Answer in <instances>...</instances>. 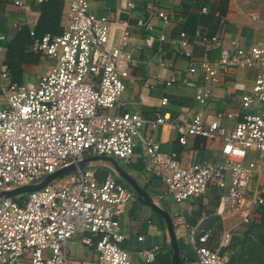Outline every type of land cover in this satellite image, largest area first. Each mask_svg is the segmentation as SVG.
I'll return each mask as SVG.
<instances>
[{
    "label": "built area",
    "instance_id": "2783aa9c",
    "mask_svg": "<svg viewBox=\"0 0 264 264\" xmlns=\"http://www.w3.org/2000/svg\"><path fill=\"white\" fill-rule=\"evenodd\" d=\"M123 1L126 8L134 5L133 0ZM14 4L25 6L22 0ZM152 10L168 22L158 0ZM247 15L253 21L260 19L256 11ZM67 17L59 34L37 37L30 30L33 50L50 59L35 83L11 81L8 65L0 60V191L37 183L87 156H110L127 163L140 147L145 174L158 176L176 203L217 189L215 213L225 218L236 212L253 180L264 174V41L245 48L236 39L225 45L217 34H196L207 51L217 49L218 56L211 60L204 54L199 66L191 64L188 72L200 69L204 81L216 83L230 68L256 69L250 91L240 96V116L218 111L207 116L197 113L182 122H173L167 114L148 119L121 110L132 62L125 48L130 36L127 21L94 14L89 0H71ZM137 24L147 25L143 19ZM179 47L184 57H191L183 33ZM174 81L172 76L166 84ZM211 94V86L201 84L195 86L193 98L205 105ZM166 103L161 99L162 105ZM223 117L234 119L233 125L224 123ZM157 126H170L182 145L189 136L216 142L221 161L182 162L175 151H163L148 132ZM67 176L57 187L51 182L24 195L0 197V264H74L67 242L75 234L84 244H94L100 261L142 264L133 262L120 245L128 236L118 219L135 199L132 190L114 170L100 173L92 164ZM254 195L256 204H264V184ZM171 218L175 230L187 226L182 212L175 211ZM184 236L196 264H225L222 249L230 243L228 231L220 233L214 247L206 244L210 232L202 228L186 229ZM156 249L138 252L144 264L154 260Z\"/></svg>",
    "mask_w": 264,
    "mask_h": 264
},
{
    "label": "crops",
    "instance_id": "0c3cea01",
    "mask_svg": "<svg viewBox=\"0 0 264 264\" xmlns=\"http://www.w3.org/2000/svg\"><path fill=\"white\" fill-rule=\"evenodd\" d=\"M22 1L25 3L24 7L15 5L14 0H0V35L4 36L0 40V60L9 66L11 81L16 76L18 81L13 82L33 84L47 64L40 65L42 55H37L33 50L28 32L36 28L42 3L46 0ZM60 1L62 10L59 25L63 30L68 22L67 10L71 0ZM133 2L132 8H126L123 0H89L90 10L94 14L107 16L110 20L127 21L129 25L130 36L125 48L131 53L132 62L124 81L121 110L136 112L148 119H154L157 114H167L173 122L188 120L197 113L207 116L218 111L240 116L243 112L240 96L250 89L256 69L230 68L221 72L219 81L213 83L204 81L200 69L190 73L188 67L191 64L198 67L204 54L211 60L218 56L217 49L207 51V46L197 40L198 33L207 34L213 30L222 44L226 45L230 40L236 39L245 48L253 42L264 41V0H227L225 16L217 18L210 28L201 26L197 20L201 15L217 10L219 0H158L159 7L169 16L166 23L153 13L155 0ZM249 11L258 12L260 19L251 20L247 15ZM139 19H143L147 25H138ZM192 23L195 33L186 34L183 31L184 24L191 26ZM181 33L188 40L191 51L189 58L180 53ZM118 41L119 35L116 32L114 42ZM172 76L175 81L167 85L166 82ZM201 84H209L212 89L211 98L205 105L198 104L193 98L195 86ZM163 98L167 99L165 105L161 104ZM222 121L232 126L235 120H225L223 117ZM148 132L160 143L163 151H175L182 162L200 158L220 162L222 159L220 146L216 142L189 136L186 144H179L176 133L170 126H157ZM143 160L142 150L138 147L130 161L125 162L126 170L133 178L137 177L136 180L146 188L154 202L166 209L171 216L175 211L185 215L187 226L181 225L175 230L177 240L182 241L181 249L179 248L182 264H196L193 253L185 244L186 229L191 231L202 228L209 231L206 244L214 247L222 231H228L231 236H240L251 227L253 219L257 221L261 217L259 210L264 208V204L254 202V193L256 188L264 184V174L253 180L238 210L221 218L215 213L218 202L213 191L180 203H176L170 195L164 205L161 200L167 196L162 194L163 191L166 192L165 186L158 176L145 174ZM101 162L104 163L101 166H104L105 171H99L100 173L114 170L110 162ZM134 196L135 199L118 219L120 228L128 236L121 242V247L128 251L133 262L144 264L138 252L156 246L155 258L148 264H172L171 246L164 220L139 200L136 194ZM200 206L204 208L201 212ZM252 242L264 247L258 234H254ZM67 249L74 264H107L98 259L94 244H84L81 241L80 234H75L68 240ZM223 255L225 264H229L231 260L246 264L249 259V256L243 255V248L239 244L230 249L225 248Z\"/></svg>",
    "mask_w": 264,
    "mask_h": 264
},
{
    "label": "trees",
    "instance_id": "16d2710c",
    "mask_svg": "<svg viewBox=\"0 0 264 264\" xmlns=\"http://www.w3.org/2000/svg\"><path fill=\"white\" fill-rule=\"evenodd\" d=\"M218 9L213 10L207 14H203L199 17L197 20V23L201 26L210 28L211 25L215 22L217 18H222L226 14L227 10V0H219ZM61 1L60 0H46L42 3L41 11H40V17L37 23L36 28L32 29L34 32V35L39 37L42 36L45 33H51V34H59L61 32L60 28V16H61ZM217 11V12H216ZM215 12L218 13L217 16L215 15ZM214 29V28H213ZM31 30V29H30ZM186 34L193 35L195 33V26H190L189 24H184V30ZM203 31V30H201ZM211 32L207 33L209 35L214 34L213 30H210ZM28 36L32 43V36L30 35V31L28 32ZM37 55H42L41 53L35 52ZM43 56V55H42ZM9 67V66H8ZM16 76H13V81L16 80ZM19 83V82H16ZM22 83V82H20ZM131 189V188H130ZM210 191H213V193L216 195L215 199H219V192L217 189H212ZM133 194H135L134 191H132ZM209 192V191H208ZM203 206H200L199 212L203 210ZM260 219L254 220L250 228L243 231L240 236H231L230 243L226 249H230V247H236L238 244L242 246L243 248V255L249 256L248 261H246V264H264L262 263L264 260V247L262 245H257L252 242V237L254 234H258L261 239V243L264 245V208H260ZM159 216V215H158ZM160 218V216H159ZM161 219V218H160ZM162 220V219H161ZM218 228H220V225H218ZM179 248L181 249L182 241L178 240ZM186 244V243H185ZM188 247L189 245L186 244ZM225 248L222 249V253L225 252ZM190 249V247H189ZM191 251V249H190ZM192 252V251H191ZM193 253V252H192ZM194 255V254H193ZM229 264H238L235 261L231 260L229 261Z\"/></svg>",
    "mask_w": 264,
    "mask_h": 264
},
{
    "label": "water",
    "instance_id": "95a60500",
    "mask_svg": "<svg viewBox=\"0 0 264 264\" xmlns=\"http://www.w3.org/2000/svg\"><path fill=\"white\" fill-rule=\"evenodd\" d=\"M101 160L110 162L113 165L114 171L117 173L121 181H123L129 188H131L132 191L135 192L139 200H141L144 204L148 205L164 220L166 225V233L168 235L171 246V262L172 264H182L179 244L170 213L166 209L161 208L156 202H154L152 196L149 194L146 188L140 185L139 182L135 178H133L126 169L119 165L116 159H114L113 157L104 155H93L84 157L77 163L69 164L53 173L48 174L37 183L26 184L9 190H1L0 197L15 196L18 194L28 193L41 189L56 179H61L75 172L77 169L84 168L86 165L91 164L92 162Z\"/></svg>",
    "mask_w": 264,
    "mask_h": 264
},
{
    "label": "rangeland",
    "instance_id": "374dc122",
    "mask_svg": "<svg viewBox=\"0 0 264 264\" xmlns=\"http://www.w3.org/2000/svg\"><path fill=\"white\" fill-rule=\"evenodd\" d=\"M50 63V59L47 57V56H42V60H41V63H40V65H44V64H49ZM38 78V77H37ZM248 91H250V90H248ZM117 162H118V164L119 165H121L124 169H126L127 167H126V164H125V162H123V161H121V160H116ZM92 165H94L96 168H97V170L98 171H105L104 170V166L102 165L101 166V164H104L103 162H101V161H97V163H94V162H92L91 163ZM69 179V176H67V177H65V178H63V179H60V180H57V181H55V182H52V186L53 187H57V186H59V185H62V184H64L65 182H66V180H68ZM136 179H137V177H136ZM23 195L24 194H26V193H22ZM162 194H164V195H167V196H165V198H163L162 200H161V202L165 205V201H167V199H169L170 197V195L168 194V193H166V192H162Z\"/></svg>",
    "mask_w": 264,
    "mask_h": 264
}]
</instances>
